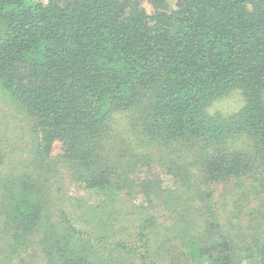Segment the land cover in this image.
<instances>
[{"label": "trees", "instance_id": "1", "mask_svg": "<svg viewBox=\"0 0 264 264\" xmlns=\"http://www.w3.org/2000/svg\"><path fill=\"white\" fill-rule=\"evenodd\" d=\"M152 20L137 0H0V90L32 120L29 146L44 161L38 175L20 171L4 182L12 229L4 264L19 260L33 229L43 232L50 264H99L64 210L57 224L42 215L50 198L42 184L58 141L74 179L106 186L111 172L100 150L114 112L140 106L136 119L151 140L210 148L211 180L249 169L247 153L222 146L229 137L250 138L264 164V0H175ZM233 89L245 98L238 111L204 115ZM153 222L147 217L114 247L154 264L146 234Z\"/></svg>", "mask_w": 264, "mask_h": 264}, {"label": "rangeland", "instance_id": "2", "mask_svg": "<svg viewBox=\"0 0 264 264\" xmlns=\"http://www.w3.org/2000/svg\"><path fill=\"white\" fill-rule=\"evenodd\" d=\"M137 1L150 22L156 11L175 8V0L158 6L149 0ZM244 102L242 91L233 89L212 101L204 115L222 120ZM140 108L114 112L107 120L100 150L111 172L106 186L85 187L74 179L76 168L59 157L61 144L54 142L45 160L50 168L48 182L41 188L50 198L43 200L42 215L57 224L64 210L86 234L84 252L99 264H142L114 246L134 236L147 217L154 218L146 232L154 264H264V164L251 139L242 134L222 143L227 151L249 155L247 173L211 180L205 171L210 148L177 141L156 143L136 119ZM32 124L0 90V151L5 154L0 164V264L12 242L4 182L20 171L43 172L44 161L36 160L29 146L37 138ZM25 236L30 239L27 249L11 262L50 264L43 232L33 229Z\"/></svg>", "mask_w": 264, "mask_h": 264}]
</instances>
